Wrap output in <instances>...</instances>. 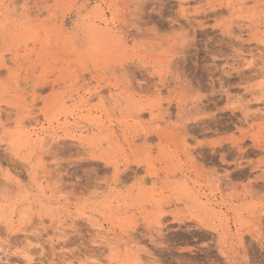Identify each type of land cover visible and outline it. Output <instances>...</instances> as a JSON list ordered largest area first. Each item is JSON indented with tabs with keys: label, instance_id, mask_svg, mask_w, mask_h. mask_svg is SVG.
<instances>
[{
	"label": "rangeland",
	"instance_id": "obj_1",
	"mask_svg": "<svg viewBox=\"0 0 264 264\" xmlns=\"http://www.w3.org/2000/svg\"><path fill=\"white\" fill-rule=\"evenodd\" d=\"M0 264H264V0H0Z\"/></svg>",
	"mask_w": 264,
	"mask_h": 264
}]
</instances>
